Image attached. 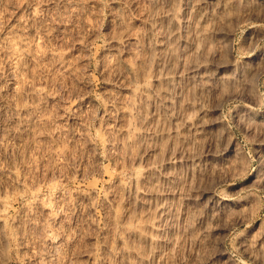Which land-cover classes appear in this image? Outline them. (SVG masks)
<instances>
[{"label":"rangeland","instance_id":"374dc122","mask_svg":"<svg viewBox=\"0 0 264 264\" xmlns=\"http://www.w3.org/2000/svg\"><path fill=\"white\" fill-rule=\"evenodd\" d=\"M0 264H264V0H0Z\"/></svg>","mask_w":264,"mask_h":264}]
</instances>
